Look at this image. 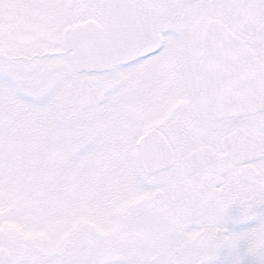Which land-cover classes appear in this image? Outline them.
Listing matches in <instances>:
<instances>
[{
    "label": "snow or ice",
    "instance_id": "6c2138e0",
    "mask_svg": "<svg viewBox=\"0 0 264 264\" xmlns=\"http://www.w3.org/2000/svg\"><path fill=\"white\" fill-rule=\"evenodd\" d=\"M0 264H264V0H0Z\"/></svg>",
    "mask_w": 264,
    "mask_h": 264
}]
</instances>
